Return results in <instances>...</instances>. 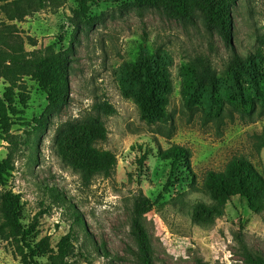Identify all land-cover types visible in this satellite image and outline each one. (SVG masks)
I'll return each instance as SVG.
<instances>
[{"label": "rangeland", "instance_id": "1", "mask_svg": "<svg viewBox=\"0 0 264 264\" xmlns=\"http://www.w3.org/2000/svg\"><path fill=\"white\" fill-rule=\"evenodd\" d=\"M87 1L91 28H86L78 0L58 2V7L47 2L18 19L12 18L9 3L0 2V29L14 27L25 51L73 49L70 100L45 130L33 126L49 103L47 93L29 74L15 87L19 112L11 114L8 132L0 128V162H6L0 171V219L3 196L17 195L22 225L34 226L33 245L54 251L38 254V264H50L49 256L69 232L75 238L68 264H139L132 233L137 206L146 209L142 219L156 264H196L198 258L203 264H246L245 247L264 255V213L252 212L239 196L212 223L192 217L197 202H210L203 190L209 170L223 171L235 157H245L264 176V111L253 121L226 103L222 119H208L201 99L192 109L185 100L186 89L197 85V75L207 66L217 78L216 93L223 94L235 54L246 58L264 50V0H238L231 46L206 28L198 8L195 22L182 24L155 9L139 10L134 0ZM142 50L172 58L174 91L164 123L143 120L138 105L121 91V68L136 62ZM8 86L1 77L0 96ZM204 86L202 91L210 94L209 83ZM106 103L114 114L100 108ZM94 116L102 119L107 137L93 144L113 152L117 164L108 176L86 179L64 161L59 137L69 124ZM172 145L191 150L190 169L182 160L161 158L160 150ZM16 248V241L0 239V264H23Z\"/></svg>", "mask_w": 264, "mask_h": 264}, {"label": "trees", "instance_id": "2", "mask_svg": "<svg viewBox=\"0 0 264 264\" xmlns=\"http://www.w3.org/2000/svg\"><path fill=\"white\" fill-rule=\"evenodd\" d=\"M66 0H0L8 5L12 18H22L33 11L44 8L47 2L57 7L58 2ZM86 28L94 25V19H88L90 5L87 0H78ZM23 2V4H21ZM238 0H134L133 5L139 10L155 9L170 19L182 24H193L196 20L195 10L204 13L206 28L222 37L226 45L231 46L232 12ZM12 26L0 29V78L10 82L0 96V128L8 132L12 124L11 114L18 111L15 87L23 75H31L47 93L49 101L45 112L34 119L33 128L43 131L54 115L59 114L68 104L71 96L70 75L73 57L70 51L56 53L53 47L46 52H27L24 44L15 36ZM172 58L167 53L152 54L142 50L137 61L126 63L120 70L119 80L122 94L134 100L138 105L141 118L149 124L164 123L169 120L168 107L174 91L170 66ZM229 77V85L225 93H216L217 78L209 66L197 75L196 86L186 89V105L193 108L201 99L204 103V114L208 119H222L229 103L234 111L242 116L256 120L260 110L264 111V50L258 49L246 58L235 54L234 66ZM208 82L211 93L206 94L202 88ZM248 86V87H247ZM22 102L25 98L22 95ZM107 114H114L115 109L106 103L100 107ZM0 136H3L0 133ZM107 132L99 116L91 117L83 124H69L60 135V152L64 161L86 179L97 173L108 176L117 164L116 155L108 150H100L93 143L105 139ZM264 148V135L261 141ZM163 160L184 161L191 168L192 152L190 149L172 145L160 150ZM6 162H0V171ZM203 190L210 202H197L192 209V217L199 222L212 223L225 214L229 201L235 196L247 201L249 209L256 213H264V176L254 164L245 157H235L223 171L209 170L203 181ZM56 197L64 201L60 193ZM4 211L0 219V239L14 240L16 251L22 256L23 264H38V254L44 256L50 251L40 250L33 245L30 235L34 226L25 228L21 223V205L19 197L11 193L3 196ZM146 209L136 207L133 216L132 233L137 249L135 255L139 264H156L149 234L143 222ZM78 223L84 225L82 217L76 213ZM75 236L72 232L64 235L58 243V250L49 256L50 264H68L71 247ZM246 264H264V255L244 248ZM105 254H108L105 251ZM196 264H203L200 258Z\"/></svg>", "mask_w": 264, "mask_h": 264}]
</instances>
